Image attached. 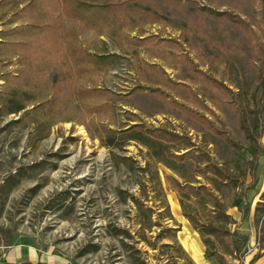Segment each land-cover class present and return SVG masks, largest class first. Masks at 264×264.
<instances>
[{
    "label": "rangeland",
    "instance_id": "rangeland-1",
    "mask_svg": "<svg viewBox=\"0 0 264 264\" xmlns=\"http://www.w3.org/2000/svg\"><path fill=\"white\" fill-rule=\"evenodd\" d=\"M84 1L0 0V260L264 264V0Z\"/></svg>",
    "mask_w": 264,
    "mask_h": 264
},
{
    "label": "trees",
    "instance_id": "trees-1",
    "mask_svg": "<svg viewBox=\"0 0 264 264\" xmlns=\"http://www.w3.org/2000/svg\"><path fill=\"white\" fill-rule=\"evenodd\" d=\"M71 3L65 7V12L69 17L81 18V19H92L97 16H106L111 13L112 7L110 4H93L84 0H70ZM96 62H106L108 59L113 58L115 54H96L92 55ZM139 138V137H134ZM264 194V192H263ZM195 223V222H194ZM201 230V229H200ZM204 232V231H201ZM207 233L214 232L212 228L206 229ZM206 244H211L210 239H205ZM208 256L214 255V253L207 251ZM6 261V260H4ZM45 264V263H39Z\"/></svg>",
    "mask_w": 264,
    "mask_h": 264
},
{
    "label": "crops",
    "instance_id": "crops-1",
    "mask_svg": "<svg viewBox=\"0 0 264 264\" xmlns=\"http://www.w3.org/2000/svg\"><path fill=\"white\" fill-rule=\"evenodd\" d=\"M252 244H253V247H250V248H252L250 253H254L258 249V247L256 245H254V243H252ZM263 260H264V252L261 251V254H260V256H258V259L256 260V263L260 262V261H263Z\"/></svg>",
    "mask_w": 264,
    "mask_h": 264
},
{
    "label": "water",
    "instance_id": "water-1",
    "mask_svg": "<svg viewBox=\"0 0 264 264\" xmlns=\"http://www.w3.org/2000/svg\"><path fill=\"white\" fill-rule=\"evenodd\" d=\"M0 264H20V263H15V262H9V261L0 260Z\"/></svg>",
    "mask_w": 264,
    "mask_h": 264
},
{
    "label": "bare ground",
    "instance_id": "bare-ground-1",
    "mask_svg": "<svg viewBox=\"0 0 264 264\" xmlns=\"http://www.w3.org/2000/svg\"><path fill=\"white\" fill-rule=\"evenodd\" d=\"M82 132H84V134H85V131L84 130H82Z\"/></svg>",
    "mask_w": 264,
    "mask_h": 264
},
{
    "label": "built area",
    "instance_id": "built-area-1",
    "mask_svg": "<svg viewBox=\"0 0 264 264\" xmlns=\"http://www.w3.org/2000/svg\"><path fill=\"white\" fill-rule=\"evenodd\" d=\"M252 248H249V251H251Z\"/></svg>",
    "mask_w": 264,
    "mask_h": 264
}]
</instances>
